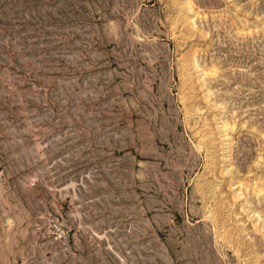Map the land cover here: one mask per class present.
I'll use <instances>...</instances> for the list:
<instances>
[{
  "label": "rangeland",
  "instance_id": "obj_1",
  "mask_svg": "<svg viewBox=\"0 0 264 264\" xmlns=\"http://www.w3.org/2000/svg\"><path fill=\"white\" fill-rule=\"evenodd\" d=\"M0 264H264V0H0Z\"/></svg>",
  "mask_w": 264,
  "mask_h": 264
}]
</instances>
